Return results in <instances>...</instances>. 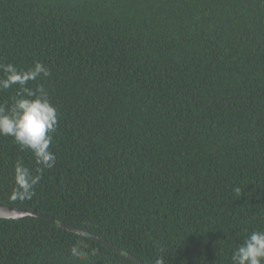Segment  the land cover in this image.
<instances>
[{
    "label": "trees",
    "instance_id": "16d2710c",
    "mask_svg": "<svg viewBox=\"0 0 264 264\" xmlns=\"http://www.w3.org/2000/svg\"><path fill=\"white\" fill-rule=\"evenodd\" d=\"M0 61L43 62L31 86L59 113L29 201L9 193L33 157L0 136V205L118 248L0 218V264H231L264 229V0H0ZM77 242L97 254L76 260Z\"/></svg>",
    "mask_w": 264,
    "mask_h": 264
},
{
    "label": "clouds",
    "instance_id": "9594fccd",
    "mask_svg": "<svg viewBox=\"0 0 264 264\" xmlns=\"http://www.w3.org/2000/svg\"><path fill=\"white\" fill-rule=\"evenodd\" d=\"M50 76V69L41 61H34L27 69L0 61V92L15 87L11 103H0V136L11 137L21 151L30 152L35 164L30 168L18 159L13 165V186L9 193L12 202L31 200L44 170L54 168L57 162L51 146L59 124L58 110L43 84L31 86L33 82ZM233 191L238 196L242 194L240 187ZM86 248L87 245L77 242L69 252L76 260L87 261L97 253L96 249L85 251ZM230 261L231 264H264V229L247 233L233 249ZM153 264H166L164 256L157 255Z\"/></svg>",
    "mask_w": 264,
    "mask_h": 264
},
{
    "label": "water",
    "instance_id": "95a60500",
    "mask_svg": "<svg viewBox=\"0 0 264 264\" xmlns=\"http://www.w3.org/2000/svg\"><path fill=\"white\" fill-rule=\"evenodd\" d=\"M28 216H33V217H39V218H44L46 220H49L51 222H54L56 224H58V226L64 230L70 231V232H74L77 234H82L83 236L87 237L88 239L95 241L97 243H100L102 245H104L107 248H110L114 251H118V248L114 247L111 243L96 237L94 235H91L87 232H82L79 229H76L74 227L68 226L66 224H63L61 222L56 221L53 217L44 215V214H38L35 210H24V209H14L10 206H6V205H0V218H4V219H23L26 218ZM126 258L128 260H130L131 262H133L134 264H142L140 261H138L137 259H135L134 257L130 256V255H126Z\"/></svg>",
    "mask_w": 264,
    "mask_h": 264
}]
</instances>
